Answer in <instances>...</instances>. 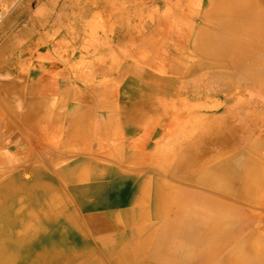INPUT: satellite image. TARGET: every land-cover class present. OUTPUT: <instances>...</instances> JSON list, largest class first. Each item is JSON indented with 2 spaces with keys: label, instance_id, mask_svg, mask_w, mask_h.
Returning a JSON list of instances; mask_svg holds the SVG:
<instances>
[{
  "label": "crops",
  "instance_id": "crops-1",
  "mask_svg": "<svg viewBox=\"0 0 264 264\" xmlns=\"http://www.w3.org/2000/svg\"><path fill=\"white\" fill-rule=\"evenodd\" d=\"M51 6L0 26V264H264V0L166 55Z\"/></svg>",
  "mask_w": 264,
  "mask_h": 264
},
{
  "label": "rangeland",
  "instance_id": "rangeland-1",
  "mask_svg": "<svg viewBox=\"0 0 264 264\" xmlns=\"http://www.w3.org/2000/svg\"><path fill=\"white\" fill-rule=\"evenodd\" d=\"M207 2L208 0H21L0 26L8 23L6 25H10V28L7 27L6 32H9L24 21L33 18L42 20L45 11L40 6L45 5V9L50 10L53 9L51 5H58L63 9L62 18L65 22L76 15L82 21L84 30L96 31L101 40H118L124 34L126 38L132 39L129 49L136 46L135 43H139L141 38L142 47L148 53H156L162 47L163 55H166L171 50L170 47L175 46L171 44V39L174 36L173 30L177 28L159 26L174 22V25L182 27V23L185 24L187 20L192 24L201 19ZM50 13L52 11L47 14ZM91 24L95 27L91 28ZM156 36L158 37L155 39ZM161 38L165 40L163 44L159 42Z\"/></svg>",
  "mask_w": 264,
  "mask_h": 264
},
{
  "label": "built area",
  "instance_id": "built-area-1",
  "mask_svg": "<svg viewBox=\"0 0 264 264\" xmlns=\"http://www.w3.org/2000/svg\"><path fill=\"white\" fill-rule=\"evenodd\" d=\"M20 1L21 0H0V21L13 11L14 6Z\"/></svg>",
  "mask_w": 264,
  "mask_h": 264
},
{
  "label": "bare ground",
  "instance_id": "bare-ground-1",
  "mask_svg": "<svg viewBox=\"0 0 264 264\" xmlns=\"http://www.w3.org/2000/svg\"><path fill=\"white\" fill-rule=\"evenodd\" d=\"M4 19V18H3ZM3 19L0 21V23L3 21ZM201 42V41H200Z\"/></svg>",
  "mask_w": 264,
  "mask_h": 264
}]
</instances>
